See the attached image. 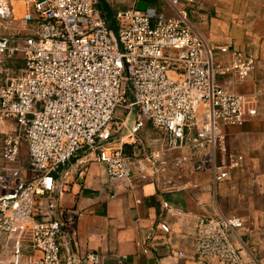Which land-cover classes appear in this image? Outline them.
<instances>
[{
  "label": "built area",
  "instance_id": "1",
  "mask_svg": "<svg viewBox=\"0 0 264 264\" xmlns=\"http://www.w3.org/2000/svg\"><path fill=\"white\" fill-rule=\"evenodd\" d=\"M161 1L171 15L131 7L115 14L114 30L100 15V0H0V25L12 17L14 2L23 5L22 20L34 22L33 33L15 43L0 37L1 157L14 163L25 146L31 175L27 181L15 178L0 199V232L9 237L19 231L38 253L24 261L15 249L5 264L101 263L93 252L62 256L57 237L65 223L42 213L38 203L52 193L57 175L72 159L81 169L87 162L103 165L110 181L127 180L133 171L145 174L149 167L159 175L174 166L181 174L208 173L214 188L240 168L243 156L227 151L222 129L244 125L257 111L217 78L243 83L255 70V59L220 47L230 58L216 62L180 7L192 0ZM9 53L23 55L20 75L11 76L4 67L2 56ZM132 110L137 122L131 132L149 123L165 135L163 150L136 159L116 144L115 130L126 127V118L113 125L116 113ZM6 121H11L7 131L2 130ZM132 133L128 137L140 144ZM178 214L161 203L157 225L163 236ZM241 227L237 218L198 219L194 256L241 264L236 246Z\"/></svg>",
  "mask_w": 264,
  "mask_h": 264
},
{
  "label": "crops",
  "instance_id": "2",
  "mask_svg": "<svg viewBox=\"0 0 264 264\" xmlns=\"http://www.w3.org/2000/svg\"><path fill=\"white\" fill-rule=\"evenodd\" d=\"M131 7L171 15L161 0H100L98 9L107 23L115 26V14ZM180 7L187 9L190 26L212 48L216 62L230 58L219 52L220 47L239 50L255 59V70L245 82L238 83L230 76L217 78L220 86L243 95L249 107L257 111L244 125L222 129L227 151L242 155L243 162L228 180L214 188L208 173L181 174L174 166L159 175L152 174L149 167L145 174L133 171L127 180L110 181L103 165L87 162L81 169L72 159L57 175L52 193L38 202L42 213L65 223L57 237L62 256L70 252L76 256L98 253L100 264H219L212 259H197L193 239L198 219L223 216L242 222L236 243L241 264H264V0H192L191 4L182 1ZM13 9L12 17L1 22L0 37L15 43L33 33L34 22L22 20L20 2H14ZM2 61L9 75L21 74V53L3 55ZM4 81L0 75V85ZM127 114L116 113L113 125H121L126 118V127L115 130L113 139L125 154L132 155L142 144L135 134L146 123L132 133L137 112ZM10 126L11 121H6L2 130ZM157 132L144 141L151 152L164 147L165 135ZM131 133L140 144L128 137ZM2 138L0 135V177L9 181L2 183L0 179V199L9 194L15 178L27 181L31 176L26 147L21 148L16 162L6 163L1 157ZM162 202L179 212L169 219L167 236L157 225ZM15 249L24 261L38 256L19 231L9 237L0 232V264L9 262ZM178 252L183 256L178 257Z\"/></svg>",
  "mask_w": 264,
  "mask_h": 264
},
{
  "label": "rangeland",
  "instance_id": "3",
  "mask_svg": "<svg viewBox=\"0 0 264 264\" xmlns=\"http://www.w3.org/2000/svg\"><path fill=\"white\" fill-rule=\"evenodd\" d=\"M146 123V122H145ZM159 134L149 123H146L143 129L139 130L135 137L142 140L141 145H137L134 149V155L136 159H143L151 152V147L144 143L145 139H148L152 135Z\"/></svg>",
  "mask_w": 264,
  "mask_h": 264
},
{
  "label": "trees",
  "instance_id": "4",
  "mask_svg": "<svg viewBox=\"0 0 264 264\" xmlns=\"http://www.w3.org/2000/svg\"><path fill=\"white\" fill-rule=\"evenodd\" d=\"M108 24H109V26H110L112 29H114V30H115L114 23H112V24L108 23Z\"/></svg>",
  "mask_w": 264,
  "mask_h": 264
}]
</instances>
